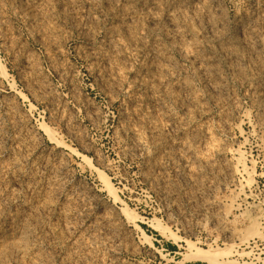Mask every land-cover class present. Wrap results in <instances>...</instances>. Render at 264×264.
Instances as JSON below:
<instances>
[{
    "label": "rangeland",
    "instance_id": "374dc122",
    "mask_svg": "<svg viewBox=\"0 0 264 264\" xmlns=\"http://www.w3.org/2000/svg\"><path fill=\"white\" fill-rule=\"evenodd\" d=\"M263 93L264 0H0V264H264Z\"/></svg>",
    "mask_w": 264,
    "mask_h": 264
},
{
    "label": "bare ground",
    "instance_id": "6f19581e",
    "mask_svg": "<svg viewBox=\"0 0 264 264\" xmlns=\"http://www.w3.org/2000/svg\"><path fill=\"white\" fill-rule=\"evenodd\" d=\"M207 13H211V14H213L212 12H207ZM206 17V16H205ZM207 18H209V17H207ZM221 20V19H220ZM210 22H212L211 20H210ZM216 22V21H215ZM211 24V23H210ZM214 23H212V25H213ZM216 25H218V24H216ZM211 27V26H210ZM209 27V28H210ZM213 27V26H212ZM211 29V28H210ZM213 30V29H212ZM251 42V41H250ZM253 43V42H252ZM197 59V58H196ZM200 60V59H199ZM205 61V60H204ZM201 61H199V63H200ZM209 62V61H208ZM204 63H206V62H204ZM211 64L213 63V62H210ZM207 64V63H206ZM206 64H203V66H205ZM208 66V65H207ZM213 67V66H212ZM211 67V68H212ZM215 67V66H214ZM207 70V69H206ZM209 70V69H208ZM214 71V70H213ZM215 72V71H214ZM5 73V72H4ZM215 73H217V72H215ZM216 87V86H215ZM264 94V93H263ZM261 96V95H260ZM263 99H261V101H260V97L257 99V101H259V105H258V107H259V114H261L262 115V118H261V121L263 122V125H264V104H262V103H264L263 101H262ZM192 142V141H191ZM190 141H189V138L188 139H185L184 141H182V143L181 144H179L178 145V147L180 148V149H183L185 152L187 151V150H189L190 149ZM185 154V153H184ZM239 161L238 160H236V161H238L237 163H232V164H229L228 166H227V170L229 171V172H231V173H235V172H240V171H242V172H248V169H247V166H246V164H245V162H244V159L242 160V154L241 153H239ZM102 177H103V175H101ZM56 180V179H55ZM54 183V182H53ZM104 188H105V190L111 195V196H113L114 197V199L115 200H119L120 198H119V196L117 195V193H116V191H115V188H114V185L112 184V182H111V180L110 179H107V178H104ZM232 198L234 199L235 198V196H231V200H232ZM205 205H204V207L203 208H205V210L207 211V212H210V214L212 215V218H213V220L214 221H216L217 223H218V225H219V228H220V231L223 233V235H225V237H227V238H232V239H240L242 242L243 241H245L246 239L247 240H249L251 237H248V238H245L246 237V235H244V233H243V231L241 230V229H238V228H236V226L234 227V226H227V224L226 225H224V224H222L223 222H220L219 220L220 219H218V217H216V215L218 216V214L220 215V214H223V216L224 215H227L228 214V209L225 207V206H223V205H221V204H218V205H216V204H213V203H210V202H208V201H206L205 203H204ZM231 211V210H230ZM121 213H122V215H124V216H126L127 218H128V220H131V222L133 221V222H135L134 223V226L136 227V228H138L139 230H141V232H142V239L143 240H148V236H147V234L143 231V229L136 223V216L135 215H132L131 213H130V211H129V208H128V206L126 205L124 208H122L121 209ZM226 213V214H225ZM222 216V217H223ZM217 218V219H216ZM219 218H221V217H219ZM254 217H252V219H253ZM257 218V217H256ZM259 218V217H258ZM233 223V222H232ZM260 223V222H259ZM256 225H258V221L256 220V219H253V221H252V226L250 227V228H252L251 229V233H250V235H253L252 237L253 238H256V239H258L260 236H261V234H262V232H260L261 234H260V236H259V227H257ZM154 229L156 228V224H154ZM163 232V231H162ZM164 233V232H163ZM22 235V234H21ZM255 236H259V237H255ZM263 237V236H262ZM261 237V238H262ZM188 246L190 247V248H193V247H195V245H193V243L191 244L190 242L188 243ZM195 250V249H194ZM197 253H196V255L195 256H197L198 258H201V259H203L205 262H208L209 264H233L232 262H230V261H222L221 259H219V257H218V254H216V251H215V249L213 248V247H211L210 248V253H207V252H204V251H202V249L201 248H199V247H197L196 248V250H195ZM189 261H191V260H189ZM235 264V263H234ZM237 264V263H236Z\"/></svg>",
    "mask_w": 264,
    "mask_h": 264
}]
</instances>
